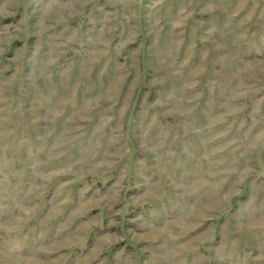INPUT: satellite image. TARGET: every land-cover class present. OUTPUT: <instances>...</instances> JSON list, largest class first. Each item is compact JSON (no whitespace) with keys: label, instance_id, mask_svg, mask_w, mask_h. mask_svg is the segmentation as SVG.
Returning <instances> with one entry per match:
<instances>
[{"label":"rangeland","instance_id":"374dc122","mask_svg":"<svg viewBox=\"0 0 264 264\" xmlns=\"http://www.w3.org/2000/svg\"><path fill=\"white\" fill-rule=\"evenodd\" d=\"M0 264H264V0H0Z\"/></svg>","mask_w":264,"mask_h":264}]
</instances>
